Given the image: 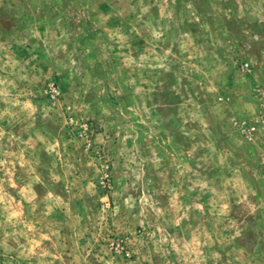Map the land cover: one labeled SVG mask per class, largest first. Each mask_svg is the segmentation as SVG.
<instances>
[{
    "label": "rangeland",
    "instance_id": "374dc122",
    "mask_svg": "<svg viewBox=\"0 0 264 264\" xmlns=\"http://www.w3.org/2000/svg\"><path fill=\"white\" fill-rule=\"evenodd\" d=\"M0 264H264V0H0Z\"/></svg>",
    "mask_w": 264,
    "mask_h": 264
},
{
    "label": "built area",
    "instance_id": "2783aa9c",
    "mask_svg": "<svg viewBox=\"0 0 264 264\" xmlns=\"http://www.w3.org/2000/svg\"><path fill=\"white\" fill-rule=\"evenodd\" d=\"M247 66V64H245V66L244 67H246Z\"/></svg>",
    "mask_w": 264,
    "mask_h": 264
}]
</instances>
